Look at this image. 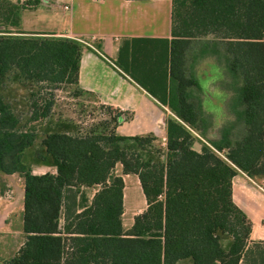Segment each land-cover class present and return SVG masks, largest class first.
Returning a JSON list of instances; mask_svg holds the SVG:
<instances>
[{
	"label": "trees",
	"instance_id": "16d2710c",
	"mask_svg": "<svg viewBox=\"0 0 264 264\" xmlns=\"http://www.w3.org/2000/svg\"><path fill=\"white\" fill-rule=\"evenodd\" d=\"M39 1L0 0V176L23 179L25 235L2 264H264V240L248 242L251 221L232 199L237 170L264 180V0H172L170 41L120 40L115 64L169 110L164 148L151 132L117 133L130 114L114 109L106 130L70 125L44 133L34 161L55 172L37 174L24 160L36 128L21 122L3 94L5 81L11 74L33 86L28 121L45 119L53 100L41 99L44 87L88 93L78 71L90 48L77 38L20 29L21 11ZM204 36L219 46L235 81L210 136L205 101L193 95L201 84L187 62L192 39ZM116 164L137 176L146 202L127 228Z\"/></svg>",
	"mask_w": 264,
	"mask_h": 264
},
{
	"label": "crops",
	"instance_id": "0c3cea01",
	"mask_svg": "<svg viewBox=\"0 0 264 264\" xmlns=\"http://www.w3.org/2000/svg\"><path fill=\"white\" fill-rule=\"evenodd\" d=\"M40 8L49 11L60 8L64 14L57 22L47 27L38 29L20 25V29L50 32L94 41L93 48H86L82 51L79 61L78 85L93 95L99 103L130 114L128 119L117 125L116 132L122 135H143L151 132L159 138L165 137L167 107L123 72L115 64V59L119 42L123 38L170 41L172 0H40L34 7L23 9L20 23L23 12L37 11ZM31 167L32 172L37 174L46 171L55 172V168L50 165L36 164ZM114 171L122 175L124 181V212L125 177L129 174L121 173L120 164L115 165ZM2 177L9 189L7 193H0V262L12 257L25 238L22 223L21 230L14 231L9 226L13 217H22L23 179L17 174L2 175ZM249 179L250 177L243 171H236L232 178V197L234 200L235 196L236 203L252 215L249 203L252 204L251 199H254L263 204L264 190L259 191L252 198L244 189ZM136 182L139 183L137 176ZM95 190L94 187L88 190V199ZM145 206L144 200V206L135 209L133 215L141 212ZM258 213L260 216L263 215L261 211H258L256 215ZM15 232L19 237L11 247L8 235ZM10 247L11 250H9Z\"/></svg>",
	"mask_w": 264,
	"mask_h": 264
},
{
	"label": "rangeland",
	"instance_id": "374dc122",
	"mask_svg": "<svg viewBox=\"0 0 264 264\" xmlns=\"http://www.w3.org/2000/svg\"><path fill=\"white\" fill-rule=\"evenodd\" d=\"M63 14L60 8H55L53 11L44 8H40L37 11H26L22 14L20 25L25 27L32 26L38 29L47 27L57 22ZM85 40L95 45L94 41ZM218 47V45L215 47L210 42L209 37L194 38L192 39L187 56L188 67L201 84L200 89H193V95L205 101L206 106H204V110L207 111L205 112L206 132L209 136L213 131L218 129V125L223 121L224 113L226 114L228 110L227 104L231 103L233 88L235 87V81L226 71L222 54L218 53ZM32 90L34 91L33 86H30L27 82H18L11 74H9L8 79L5 81V86L2 90L20 116L21 122L27 126L32 125L36 128L37 138L24 154V160L31 163L32 166L37 164L35 161L39 160L38 154L44 151V148L40 144V139L47 131L67 126L70 127V125L73 126L74 130L79 129L81 131L95 126H100L99 129L104 128L106 130L108 128L107 122H109V117L115 114L114 109H110V107L99 103L90 93L83 92L79 94L75 91L74 85L59 84L55 88L44 87L40 93L41 99L50 98L53 100L50 115L45 119L31 122L28 121V116L30 92ZM166 109L168 116L169 110L168 108ZM211 121L214 126L210 125ZM121 123L119 122L118 125ZM154 144L164 148L165 137L154 141ZM2 179L3 177L0 176V185ZM247 182L248 185L244 189L252 198L259 191L263 192L264 180L250 177ZM8 189L9 187L5 185L4 192L7 193ZM144 200L141 186L136 182V175L129 174L125 177L124 212L122 214V223L125 228L132 224L133 211L139 207H143ZM235 200L237 199L234 196L233 201L238 205ZM251 201L253 203H249V207H251L250 211L253 216L238 205L251 221V232L248 242L264 240V202L262 204L259 200L255 201L254 199H251ZM258 211H261L263 215L260 216L259 213L256 215ZM21 219L22 217H13L9 225L10 229L14 231L17 229L21 230ZM8 236L11 240L9 245L13 247L19 235L15 232ZM11 247L9 250H11ZM187 260L189 261V259ZM2 261L0 264H2Z\"/></svg>",
	"mask_w": 264,
	"mask_h": 264
},
{
	"label": "built area",
	"instance_id": "2783aa9c",
	"mask_svg": "<svg viewBox=\"0 0 264 264\" xmlns=\"http://www.w3.org/2000/svg\"><path fill=\"white\" fill-rule=\"evenodd\" d=\"M66 7V6H65ZM79 40H81L82 42H84L86 45H88L89 47H91V48H93V45L90 43V42H88V41H86L85 39H79Z\"/></svg>",
	"mask_w": 264,
	"mask_h": 264
},
{
	"label": "water",
	"instance_id": "95a60500",
	"mask_svg": "<svg viewBox=\"0 0 264 264\" xmlns=\"http://www.w3.org/2000/svg\"><path fill=\"white\" fill-rule=\"evenodd\" d=\"M194 147L195 148H199V144L196 142V143H194Z\"/></svg>",
	"mask_w": 264,
	"mask_h": 264
}]
</instances>
